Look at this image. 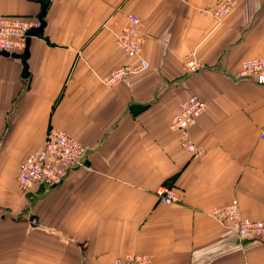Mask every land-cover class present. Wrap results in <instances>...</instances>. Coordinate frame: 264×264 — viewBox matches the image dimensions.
I'll list each match as a JSON object with an SVG mask.
<instances>
[{"label": "crops", "instance_id": "1", "mask_svg": "<svg viewBox=\"0 0 264 264\" xmlns=\"http://www.w3.org/2000/svg\"><path fill=\"white\" fill-rule=\"evenodd\" d=\"M217 1L0 0L3 14L45 24L25 63L0 53V264H111L128 253L264 264V238H241L212 215L237 200L244 217L264 219V85L236 77L264 56V0H240L220 25L203 13ZM131 13L149 68L109 87L107 73L138 63L115 40ZM191 94L207 102L190 128L197 157L170 128ZM52 126L86 146L88 168L25 193L19 169ZM164 185L179 202L161 203Z\"/></svg>", "mask_w": 264, "mask_h": 264}, {"label": "built area", "instance_id": "2", "mask_svg": "<svg viewBox=\"0 0 264 264\" xmlns=\"http://www.w3.org/2000/svg\"><path fill=\"white\" fill-rule=\"evenodd\" d=\"M234 0H219L215 8L216 17L221 19L230 9ZM128 24L116 35V43L124 53L138 63H128L111 70L103 77L104 83L113 87L130 75L141 73L149 68L148 61L143 57L146 34L140 17L134 13L128 14ZM41 25V18L28 19L17 15H6L0 11V52L10 54L22 53L27 45L30 31ZM186 66L191 72L201 69L200 62L194 53L186 56ZM238 79H251L264 85V56L245 59L236 75ZM207 109L206 100L198 94H191L181 102L180 110L170 122V128L180 135L182 147L191 155L197 157L203 153V148L192 138L191 126ZM264 139V130L261 132ZM87 148L77 138L65 130L52 126L44 140L36 150L31 152L22 163L18 183L20 189L29 193L35 183L42 182L54 187L61 186L67 180L73 169L88 168ZM157 194L161 203L170 205L180 200L179 192L168 186H160ZM212 215L224 226L233 229L241 238H263L264 219H250L242 215L237 200L231 201L212 211ZM37 219H33L36 223ZM111 264H154L150 254L128 253L116 258Z\"/></svg>", "mask_w": 264, "mask_h": 264}, {"label": "water", "instance_id": "3", "mask_svg": "<svg viewBox=\"0 0 264 264\" xmlns=\"http://www.w3.org/2000/svg\"><path fill=\"white\" fill-rule=\"evenodd\" d=\"M41 18V25L40 27L38 28H34L30 31V36L28 38V42H27V45H26V48L25 50L23 51V53H14V54H10L9 52L7 51H1L0 53L4 56H11V55H14L16 57H19L22 59V61L25 63L26 60H27V57H28V54H29V46H30V43H31V38L32 36L34 35H37L39 34L42 30H43V26L45 25L44 24V19H43V15L40 16Z\"/></svg>", "mask_w": 264, "mask_h": 264}, {"label": "rangeland", "instance_id": "4", "mask_svg": "<svg viewBox=\"0 0 264 264\" xmlns=\"http://www.w3.org/2000/svg\"><path fill=\"white\" fill-rule=\"evenodd\" d=\"M219 1V0H218ZM217 1V3H218ZM217 3L216 4H213V5H209L208 7H206L204 10H203V13H210L211 15H213V17H215V19L217 20L218 22V25H220L221 23H223L225 21V19L227 18V16H229L231 13H233V11L235 9L238 8L239 6V3H240V0H234L232 5L230 6V9L227 11V13L221 18V19H218L216 17V11H215V8L217 6ZM264 238V237H263Z\"/></svg>", "mask_w": 264, "mask_h": 264}]
</instances>
